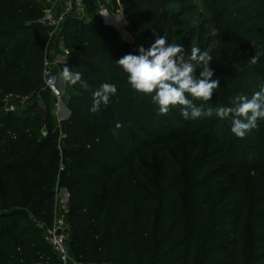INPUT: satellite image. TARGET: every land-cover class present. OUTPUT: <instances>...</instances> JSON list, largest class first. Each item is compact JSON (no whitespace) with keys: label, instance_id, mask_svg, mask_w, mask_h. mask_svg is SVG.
Masks as SVG:
<instances>
[{"label":"trees","instance_id":"16d2710c","mask_svg":"<svg viewBox=\"0 0 264 264\" xmlns=\"http://www.w3.org/2000/svg\"><path fill=\"white\" fill-rule=\"evenodd\" d=\"M178 1L162 0V3ZM212 2L217 9L218 36L222 38L221 53L215 65L210 66L214 71L213 79L220 81L212 98L218 99L217 106H230L235 95L251 97L256 91L250 87L251 74H258L264 82V0ZM41 13L35 0H0V76L17 93L38 91L45 103L40 123L51 128L47 137L31 129L33 111L38 108L35 103L26 102L22 110L6 113L5 101L0 97V118L5 116L11 121L9 131L0 133V174L6 184L8 206H31L30 210L39 220L52 225L55 193L51 187L44 189L48 185L42 187V183L62 162L65 169L61 172V185L69 194L67 216L74 228L72 246L85 260L96 264H264V209H260L264 198L249 207L242 201L229 209V195L215 204L212 197H196L199 204L186 227L177 193L183 177L175 163L170 165L174 168L172 173L165 172L164 182L171 178L172 184L166 188L167 198L162 200L159 220L154 221L143 196L142 185L147 186V180L137 179L140 174L132 172L128 166L136 151L144 150L142 145L147 136L159 131L163 124L154 121L153 114L146 109L148 105L153 106L151 97L136 93L116 64L124 56L125 43L112 28L87 26L85 32H77L69 40V44L76 47L67 66L82 73L90 90L73 86L80 92L67 101L70 116L62 122L61 129L51 123L55 105L51 94L45 90L41 74L47 39L38 21ZM139 18L144 19L142 15ZM208 23L204 21L198 30L190 32L188 45L195 39L203 43ZM139 47L133 45L132 54L138 55ZM256 52L260 53V58L253 65L250 61ZM105 82L115 84L117 93L107 106L102 104L99 111L90 112L92 93ZM3 90L0 89V93ZM166 116L173 120L179 115L168 113ZM140 120L147 127H143ZM117 123L122 125L120 129L115 128ZM113 131L117 134L113 135ZM59 132L67 146L59 143ZM246 137L250 157L257 158L259 154L255 153L259 151L264 156V121H258L257 128ZM170 140L161 141L170 144ZM259 166L257 163L256 169ZM201 172L199 168L193 178L198 182L199 191L205 193L208 182L199 181ZM23 177L34 179L25 199L26 186L22 188L20 184L25 180ZM105 187L107 190L102 197ZM134 196L140 202L135 215ZM113 200L106 226L92 248V233L104 227L105 215ZM248 212L253 214L255 235L249 251L245 250L244 254L247 235L244 220ZM23 214V210L13 211L10 215H1L0 219ZM205 226L211 227L207 233ZM197 247L203 251L199 258ZM51 250L38 233H28L17 226L0 233V264H7L8 258L12 260L9 264H57L59 257Z\"/></svg>","mask_w":264,"mask_h":264},{"label":"rangeland","instance_id":"374dc122","mask_svg":"<svg viewBox=\"0 0 264 264\" xmlns=\"http://www.w3.org/2000/svg\"><path fill=\"white\" fill-rule=\"evenodd\" d=\"M35 1L42 9L38 21L42 23V29L47 36L46 55L41 73L44 81L45 68L50 67V63L53 60L57 59L64 62L66 56L69 59L76 47L74 44H69V40L73 34L85 32L87 26L94 29H98L101 25L112 28L125 43L124 55L132 54L131 47L133 45L145 47L149 44V46L145 47L146 49L149 48L158 36H166L169 43H179L182 45L185 50L186 59L190 55L192 46L199 47L201 51H207L213 57L209 66H212L211 64L215 65L216 58L221 53L220 41L222 38L218 36L220 29L217 24V9L212 0H180L172 4H163L162 0H87L84 12L78 13L74 11L72 14L65 16L61 12V9L55 5V0ZM48 13L53 17H59L60 22L57 26L52 27L47 23L45 17ZM139 15H142L144 19H140ZM204 21L209 22L206 25L208 36L204 37L202 44L195 39L191 46L188 45L187 39L190 32L198 30ZM133 23L136 24L134 25ZM65 33H68V36ZM63 67H56V69L52 70L60 74ZM199 70L198 68L197 74ZM249 80L250 87L256 89V91L259 90L261 85H264L258 74H251ZM0 87V89H4L0 93V97L5 101L6 113L10 111L9 109L12 106L17 111L22 110L26 102L35 103L38 106L33 111L34 120L32 121L31 129L38 131L41 136L47 137L51 128L50 126H45L44 123H40L43 117H41L42 112L45 110V103L41 99V95H38V91H29L27 94L17 93L12 88H9L7 83L3 82L2 75L0 76ZM74 92L78 93L80 89L68 85L66 88V99H69ZM194 102L197 105L203 103L202 101ZM217 102H219L218 99H213L204 106L217 107ZM146 107L149 114H153L154 121H158L160 125L163 124V127L159 131L157 130V132L153 131L151 134L149 133L150 135L147 136L145 144L142 145L145 147L144 150L136 151L134 160L128 166V169L140 174V176H137V179L140 180L139 177H141L147 180V186L142 185V189L144 190L143 196L147 203V209L154 215L155 222H158L161 214L162 200L167 198V195H165L166 188L172 184L171 178H168L165 182L163 180L166 176L165 172H173L174 168L171 169L172 166H170L172 163L181 168L183 177V184L177 193L186 227L194 208L199 204L196 197L199 198L201 196L203 199L212 197L215 204L224 195H229V201H231L229 209L234 208L242 201H246L249 207L258 199L264 198V165H262L264 163V156L260 155L259 151L255 153L259 154L257 158L250 157L248 147L246 146L249 138H236L235 140L239 139L241 144L239 140L235 141V136L230 131V122L220 120L215 116L199 120H186L181 116L179 108L172 109L169 112L179 115L177 118L170 120L169 116L158 114L156 105L153 104L151 107L149 105ZM53 116L54 122L52 120L51 123H55L60 128L66 118L61 114H56L55 110ZM142 121L140 120L142 126L147 127ZM10 126L11 121L7 117L0 118V133H7ZM58 136L59 143L64 147L66 145L62 140L64 136L61 132H59ZM163 138L172 139L170 140L171 143L161 141ZM235 150L236 152H234ZM257 163L261 165L259 169L255 167ZM59 165L60 168L53 170L50 173V178L45 179L42 183V187L45 184L48 185L44 189L51 187L55 193V218L53 224L57 219L62 217V214L66 215L67 221L64 222V229L68 241L69 264H96L79 256L75 251L76 248L74 249L72 246L74 228L68 221L67 216L69 211V196H66V188L61 185V172H63L65 167L62 162ZM199 168L202 169L199 181L206 180L208 182L205 193L199 191L197 187L198 182L193 178V173ZM24 179V182L20 184L22 188L26 186L25 191H23L25 199L29 196L30 190L28 188L33 184L34 179ZM106 190L107 187H105L102 197L105 196ZM7 195L6 184L0 174V216L10 215L13 211L19 210H23L25 213L20 216H13V218L0 219V233L7 228L17 226L19 230L28 233H38L45 239V230L51 225L39 220L33 214V211L30 210L31 206L26 208L22 207L21 204L8 206ZM114 202L113 200L106 212L104 227L100 230H94L92 233L90 240L92 248L95 246L96 241L99 240L106 226ZM139 203L137 197L134 196L132 200L133 215L139 209ZM260 209H264V205ZM244 221V230L247 235L243 243V251L246 254L245 250L249 251L250 242L253 241L255 235L253 214L248 212ZM3 223H5V226H2ZM210 228V226H205L204 232L207 233ZM19 251L16 250V252ZM51 252L55 255L53 249ZM196 253L197 258L203 255V251L198 247L196 248ZM55 256L58 258L57 255ZM6 262L7 264L12 263L11 258H8ZM57 264H63L59 258Z\"/></svg>","mask_w":264,"mask_h":264},{"label":"clouds","instance_id":"9594fccd","mask_svg":"<svg viewBox=\"0 0 264 264\" xmlns=\"http://www.w3.org/2000/svg\"><path fill=\"white\" fill-rule=\"evenodd\" d=\"M138 52V55L129 53L122 56L116 64L126 74L129 85L136 93L151 97L159 115H166L172 109L179 108L186 120L213 116L229 120L231 133L239 139L256 129L258 121H264V85L251 97L245 94L235 95L230 106H204L220 87V81L213 79L214 71L209 66L213 57L207 51L192 46L186 59L182 45L169 43L166 36H158L149 48L140 46ZM259 58L260 53L256 52L250 63L257 64ZM198 68L200 70L197 74ZM60 78L69 86L79 84L83 89L90 90L82 73L73 71L66 64ZM116 93L115 84L103 83L92 93L93 103L89 111L95 113L102 104L107 106ZM194 101L203 103L197 105ZM121 127L120 123L115 125L116 129ZM116 134L113 131V135Z\"/></svg>","mask_w":264,"mask_h":264},{"label":"built area","instance_id":"2783aa9c","mask_svg":"<svg viewBox=\"0 0 264 264\" xmlns=\"http://www.w3.org/2000/svg\"><path fill=\"white\" fill-rule=\"evenodd\" d=\"M86 4V0H55V5L61 9L64 16L72 14L74 11L78 13L84 12ZM45 20L52 27L57 26L60 22L59 17H53L50 13L46 15ZM68 60V56H66L63 63H67ZM61 63L60 60L56 59L50 63V67L45 68V90L51 94L55 111L58 115L60 114L61 106L66 101V84L60 78V74L53 70ZM9 110L16 111L17 109L12 106ZM66 221V215L62 214V217L57 219L53 225L47 227L45 230V239L63 264H69V248L66 231L64 229V222Z\"/></svg>","mask_w":264,"mask_h":264},{"label":"crops","instance_id":"0c3cea01","mask_svg":"<svg viewBox=\"0 0 264 264\" xmlns=\"http://www.w3.org/2000/svg\"><path fill=\"white\" fill-rule=\"evenodd\" d=\"M50 47H51V45H50ZM49 47V48H50ZM48 50H50V49H48ZM60 57H61V55H60ZM65 64H66V66H67V63H61L60 64V66H65ZM60 66H58V67H60ZM78 86H80L79 84H77ZM68 87V85L66 84V88ZM74 94H76L75 92L72 94V95H74ZM67 101H68V99H66V101H65V103H64V105H62L61 106V110H60V114L62 115V116H64L65 118H67V117H69L70 116V114H71V111H70V109H69V107H68V105H67ZM55 113H56V111H55Z\"/></svg>","mask_w":264,"mask_h":264},{"label":"water","instance_id":"95a60500","mask_svg":"<svg viewBox=\"0 0 264 264\" xmlns=\"http://www.w3.org/2000/svg\"><path fill=\"white\" fill-rule=\"evenodd\" d=\"M67 118H68V117H67ZM67 118H66V119H67ZM65 194H66L67 197L69 196V195H68V192H67L66 190H65Z\"/></svg>","mask_w":264,"mask_h":264}]
</instances>
